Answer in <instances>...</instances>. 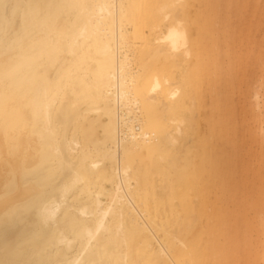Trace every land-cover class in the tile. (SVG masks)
<instances>
[{"label": "bare ground", "instance_id": "obj_1", "mask_svg": "<svg viewBox=\"0 0 264 264\" xmlns=\"http://www.w3.org/2000/svg\"><path fill=\"white\" fill-rule=\"evenodd\" d=\"M252 1L0 0V264L232 260L209 194Z\"/></svg>", "mask_w": 264, "mask_h": 264}, {"label": "rangeland", "instance_id": "obj_2", "mask_svg": "<svg viewBox=\"0 0 264 264\" xmlns=\"http://www.w3.org/2000/svg\"><path fill=\"white\" fill-rule=\"evenodd\" d=\"M259 2V8L256 7L259 5L255 0L248 3L249 5L246 4L244 8L246 13L243 16L237 4L234 3L231 7L235 5L238 10L235 7L236 11H233V7L232 10L229 9L232 11L229 22L239 39H236L238 42L235 43H239L237 45L240 49L235 44V49H239L235 51L241 50L243 70L240 61L237 62L236 59L239 65L235 62L233 66L244 73L239 81L238 76L235 78L240 89L238 96L236 95V104L237 107L243 106L244 111L243 107L238 109L248 116L246 120L243 118V121L237 118V124L231 120L233 126L245 127L239 128V131H229L227 136L220 137L221 140L227 139L225 144L227 148L221 149L224 152L222 161L229 163L220 166L219 179L232 183L235 191L229 192L230 195L227 196V191L221 184L214 183V186L210 184L212 188L210 200L215 201L217 207H221L219 210L228 211L229 214L231 212V223L237 226L233 237L245 244V246L239 244V251L228 264H264V0ZM249 106L251 111H253L251 107L254 109L257 107L255 111L259 110L260 113L259 122L255 126ZM245 108L250 111L248 114ZM222 199L228 202L225 204ZM240 226L244 228L243 234L239 231Z\"/></svg>", "mask_w": 264, "mask_h": 264}]
</instances>
